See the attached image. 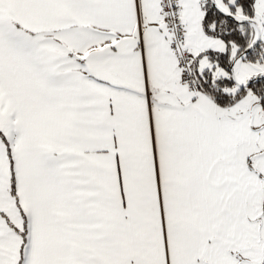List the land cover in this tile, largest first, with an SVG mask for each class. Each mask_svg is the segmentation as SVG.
Masks as SVG:
<instances>
[{
  "label": "snow or ice",
  "instance_id": "1",
  "mask_svg": "<svg viewBox=\"0 0 264 264\" xmlns=\"http://www.w3.org/2000/svg\"><path fill=\"white\" fill-rule=\"evenodd\" d=\"M0 264H264V0H0Z\"/></svg>",
  "mask_w": 264,
  "mask_h": 264
}]
</instances>
